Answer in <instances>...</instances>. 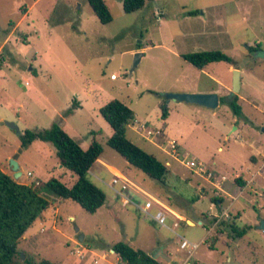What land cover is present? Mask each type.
I'll return each instance as SVG.
<instances>
[{
  "label": "rangeland",
  "instance_id": "obj_1",
  "mask_svg": "<svg viewBox=\"0 0 264 264\" xmlns=\"http://www.w3.org/2000/svg\"><path fill=\"white\" fill-rule=\"evenodd\" d=\"M104 3L112 16L105 25L87 0H0V170L13 178L9 162L14 160L21 172L18 183L40 188L56 178L70 187L77 176L60 166L53 144L20 145L25 130L58 124L82 149L93 139L100 143V161L120 169L127 180L156 198L153 217L167 215L162 202L178 207L194 226L177 221L173 233L158 222L161 216L149 220L130 205L122 206L101 182L112 180L109 172L95 162L88 178L104 192V205L88 214L75 202L64 201L56 216L50 210L42 225L35 222L28 230L34 239L22 241L19 248L56 264L75 263L77 243L98 259L108 254L97 264H116L109 249L117 242L151 254L165 244L185 256L192 248L182 247L181 238L204 242L202 217L210 218L212 225L210 216L222 210L211 208V199L221 196L224 207L231 204L233 215L222 221L233 222L240 214L236 225L245 233L232 239L229 229L218 234L215 227L212 245L219 237L228 245L219 241L209 251L202 242L193 251L194 259L200 255L209 264H264V229L259 228L264 222V0H147L130 14L124 13L122 0ZM137 45L141 48L135 52ZM202 51H220L242 69L241 90L232 95L238 98L241 118L226 102L214 113L196 105L166 103V94L207 91L216 87L215 79L231 88L234 70L229 64L211 63L201 71L180 57ZM136 53L142 57L132 70ZM111 74L116 81L110 80ZM111 101L133 111L126 138L166 166L162 182L128 166L108 147L112 130L99 109ZM162 103L169 110L165 121ZM137 123H144L150 136L140 132ZM171 140L177 144L176 154L168 147ZM190 161L215 171L217 181L210 179L215 184L189 169L185 164ZM236 179L245 182L243 187ZM139 197L132 196L146 199ZM162 222L172 227L167 219ZM92 257L89 253L76 258L84 260L80 264H92Z\"/></svg>",
  "mask_w": 264,
  "mask_h": 264
},
{
  "label": "trees",
  "instance_id": "obj_2",
  "mask_svg": "<svg viewBox=\"0 0 264 264\" xmlns=\"http://www.w3.org/2000/svg\"><path fill=\"white\" fill-rule=\"evenodd\" d=\"M146 1L122 0V9L126 14L133 13L142 9ZM87 2L101 24L112 21L104 0ZM140 48L141 45H137V49ZM247 48L250 52L256 51L252 47ZM180 57L198 70H203L211 63L225 62L233 65V60L220 51L187 53ZM1 60L0 57V67ZM224 102L232 108L235 117L241 118L242 112L237 97L221 98L220 103ZM160 108L161 120L165 121L169 114L168 107L162 103ZM99 113L112 130L107 141L108 147L120 155L128 166L141 171L150 179L162 182L167 173L166 166L126 138V128L134 121L133 111L119 101H111L101 107ZM163 127H166L164 123ZM19 139L21 148L28 147L34 141L53 144L60 166L74 173L77 179L68 187L60 180L50 178L40 188H35L16 182L0 170V264H56L21 250L20 241L45 210L50 207L58 208L66 200L75 202L88 214L96 213L104 205V192L88 178V171L100 158L103 147L93 139L86 149H82L58 124L40 131L25 130ZM235 182L241 187L245 183L239 179ZM218 201L221 200L217 197L211 199L215 204L219 203ZM226 229H229L232 239H239L245 233L229 221H222L216 232L222 234ZM214 239L215 237L211 240ZM110 249L124 264H158L141 250H135L123 242L114 243Z\"/></svg>",
  "mask_w": 264,
  "mask_h": 264
},
{
  "label": "crops",
  "instance_id": "obj_3",
  "mask_svg": "<svg viewBox=\"0 0 264 264\" xmlns=\"http://www.w3.org/2000/svg\"><path fill=\"white\" fill-rule=\"evenodd\" d=\"M251 45V44H250ZM26 46H28V45H26ZM24 48H25V52L27 53V48L25 47V45L23 46ZM140 49H137L135 52H137V51H139ZM225 63V62H224ZM228 64V63H227ZM210 64H208L204 69H206L208 66H209ZM230 65V64H229ZM231 66V70H238L239 71V74L241 75V70L242 69H240L239 67H235L234 65H230ZM203 69V70H204ZM202 71V70H201ZM111 75H113V74H111ZM117 80V78L115 79V80H111V81H116ZM214 83H215V85H216V87L214 88H210V89H208L207 91L206 90H204V91H195V92H190V93H195V94H210V93H215V94H217V96H218V100H219V102H218V106H217V108L219 107V105L221 104L220 103V99L221 98H232V97H234V96H232L233 95V93H232V86H231V88L229 89V88H225L224 86H222L221 84H220V82H218L216 79L214 80ZM241 86H242V82H241V76H240V88H239V91L238 92H240V90H241ZM186 93H188V92H186ZM167 104H169V103H167ZM200 107V106H199ZM200 108H203V109H206V108H204V107H200ZM217 108L216 109H214V110H212L213 111V113H214V111L215 110H217ZM209 110V109H208ZM132 123H134V122H132ZM131 123V124H132ZM130 124V125H131ZM142 124H144V123H137L136 124V127H137V129L140 131V132H146V135H148V136H150L149 134H148V131H150L151 132V130H148V128L146 127V128H143L142 126ZM142 125V126H141ZM167 126V125H166ZM141 129H143V130H141ZM137 130V131H138ZM234 130H236V129H234ZM172 141V140H171ZM174 141V140H173ZM255 158V157H254ZM256 160V162H257V159H255ZM97 163H99V162H101V164H102V166L109 172V174H110V177H111V179H113L115 176H121L122 178H124L126 181H128V186L130 187V191H129V193H130V197H132V196H134V198L136 197V198H139V199H141L140 197H139V195H141V196H143V197H145L144 195H142V193H145L146 195H148V196H150L152 199H154V200H156V198H154V197H152L150 194H147L144 190H142L140 187H138L135 183H133V182H131V181H129V180H127V177L125 176V174H123L122 173V171L120 170V169H115L113 166H110V165H107V164H105V163H103L102 161H100V159H98L97 161H96ZM256 162H253V163H255L256 164ZM128 165V164H127ZM116 173V174H115ZM113 174V175H112ZM101 181V180H100ZM137 189V190H140V191H142V193L140 194L135 188ZM110 191V190H109ZM113 194V193H112ZM114 195V194H113ZM114 198L119 202V203H121V205L122 206H126V205H130L131 207H133L131 204H129V203H127L126 201H125V199H123V198H119V197H116L115 195H114ZM146 199H142V200H138L139 202H144V201H148V198L147 197H145ZM217 198H219L221 201H218L219 203H217V204H215V203H211V204H214V207L213 208H215L216 209V211H219V210H223V209H228V213H229V215H230V219L233 217V215L231 216V213L229 212L230 211V207H231V204L230 205H228L227 207H224V197H221V196H217ZM157 201V200H156ZM159 202V201H158ZM160 203V202H159ZM160 205H161V207H162V209L161 210H164L166 213H167V215L165 216V215H158V216H161L163 219H167L169 222H171L172 223V227H170V226H166V225H164V226H162L163 228H165L166 230H168V231H171V232H173V233H175L174 231H173V229L174 228H178L179 226H178V223H177V221H181L182 223H184V224H186L187 226H194V222L192 221V220H190V219H188V218H186V217H184L181 213H179V209H178V207H176V206H167V205H165L164 203H160ZM61 207V206H60ZM60 207H58V208H52V207H50V208H48L47 210H45L43 213H42V216L39 218V219H37L36 221H39V223H41V225L46 221V219H47V212H49L50 210H52L53 211V214H55V216L59 213V210H60ZM134 208V207H133ZM135 209V208H134ZM153 209L154 210H156V208L155 207H153ZM136 210V209H135ZM137 212H139L138 210H136ZM160 212V211H159ZM221 212V211H220ZM140 213V212H139ZM141 214V213H140ZM146 217V216H145ZM146 218H148L149 220H153L152 218H149V217H146ZM240 218V214H236V220H238ZM209 219L210 218H207L206 216H203L202 217V220H203V222L206 224V234H207V236L205 237V240H204V242H203V240L200 242V243H195V244H193V243H190V242H188L187 240H185L184 238H181V240L183 241V244H182V247H184V246H190L191 248H192V251L191 252H189L188 254H186L185 256L184 255H182V254H180V255H178V251H177V249H172V247L171 246H169V247H166L165 246V244L164 245H161L160 246V251L159 252H156V251H154L152 254L151 253H147V252H145V251H143V250H141V249H139V248H137V247H135V246H133V245H129L131 248H133V249H135V250H141L142 252H144L145 254H147L148 256H150L153 260H155L158 264H164V263H162V261H164L165 262V264H209L205 259H202L201 258V256L199 255V257H197V259H194V255L196 254V252H193V251H197V249L200 247V245H201V243L203 242L204 244H205V246H206V249H208L209 251H210V249H214L215 248V245H216V243L217 242H221L222 244H224V245H228V243L227 244H225V242L219 237L218 238V240L217 241H215V244L214 245H212V242H210V239H212V238H214L215 236H210V235H212V233L213 232H215V229H213V228H211V226H209ZM69 220H72V217H69ZM236 220L235 221H233V224L234 225H236ZM35 221V222H36ZM35 222H34V224H35ZM54 223V222H53ZM231 223H232V221H231ZM33 224V225H34ZM55 224V223H54ZM199 225L201 224L200 223V220H199V223H198ZM32 225V226H33ZM204 225V224H203ZM205 226V225H204ZM237 226V225H236ZM32 228V227H31ZM30 228V229H31ZM238 228V227H237ZM29 229V230H30ZM213 229V230H212ZM239 230V229H238ZM44 230L43 229H40V233L41 232H43ZM239 231H241V229L239 230ZM217 236V235H216ZM243 237V236H242ZM241 237V238H242ZM34 239V235L33 234H31V232H26L25 234H24V236H23V238L21 239V241H20V243L22 242V241H32ZM83 241V240H82ZM237 241V240H236ZM235 241V242H236ZM79 243H81L80 241H79ZM202 243V244H203ZM211 243V244H210ZM78 244V243H77ZM76 244V245H77ZM76 245H75V247H76ZM113 245V244H112ZM128 245V244H127ZM196 246L195 248H193V246ZM87 249V248H86ZM88 250V249H87ZM88 252L90 253V255L91 256H93L92 257V264H97L98 263V261H100V260H106L107 259V257H108V254H105V255H103V256H101V257H99V259L97 258V255L96 254H94L92 251H90V249L88 250ZM29 253H33L32 251L31 252H29ZM89 253H87V255L89 254ZM109 254H114V255H116L114 252H112V250L111 249H109ZM194 254V255H193ZM74 256V255H73ZM174 257H176V258H174ZM85 258V257H84ZM83 258V259H84ZM74 259L76 260V264H77V262L80 264V263H82L83 261H80L79 259H77L76 258V256L74 257ZM176 260V261H175ZM226 260H230L229 258H227ZM94 261H96V263H94ZM115 262H116V264H124L121 260H120V258L116 255V259H115ZM75 263H73V264H75Z\"/></svg>",
  "mask_w": 264,
  "mask_h": 264
},
{
  "label": "built area",
  "instance_id": "obj_4",
  "mask_svg": "<svg viewBox=\"0 0 264 264\" xmlns=\"http://www.w3.org/2000/svg\"><path fill=\"white\" fill-rule=\"evenodd\" d=\"M115 75L110 76V80H115ZM150 135V133H148ZM168 147L170 148L171 152L173 154L177 153V144L175 141H169ZM189 169H193V171L200 176L204 177L205 179L209 180L214 179V181H217V174L212 169H205L202 164L195 163L194 161L186 162L185 164ZM224 180V177L221 178ZM116 197L123 198L125 201L129 204H131L136 210H138L142 215L158 220L159 216L153 217L151 215V211L153 210V203L157 202L154 199H152L150 196L143 194L145 197L148 198V201L139 202L137 200H134L132 197H130V187L128 186V181H126L121 176H115L109 183H104L101 181ZM211 184H215L210 181ZM211 208L214 207V204H210ZM212 225L211 228H217V226L222 222V220H226L230 218V215L228 213V209H223L222 212H218L215 216H210ZM163 218L162 220H159L158 222L164 226L163 224ZM212 229V230H213ZM77 248L73 249V255L76 256L79 259H83L88 252L86 248L83 247V249H79L80 244L76 245ZM196 246L194 245L193 248ZM96 263V261H94Z\"/></svg>",
  "mask_w": 264,
  "mask_h": 264
},
{
  "label": "water",
  "instance_id": "obj_5",
  "mask_svg": "<svg viewBox=\"0 0 264 264\" xmlns=\"http://www.w3.org/2000/svg\"><path fill=\"white\" fill-rule=\"evenodd\" d=\"M142 57L141 53H136L134 55V61L132 70L136 68L139 63L140 58ZM240 88V74L238 70L233 71V83H232V93L237 94ZM166 103L177 102V103H185L189 105H196L200 107H204L209 110H214L218 106V96L215 93L210 94H189V93H179V94H166L165 95ZM9 128L15 129L16 127L9 122L5 123ZM264 132V130H263ZM10 169L13 172V179L17 180L21 176V172L18 164L14 160H10ZM260 229H264V222H260ZM83 237H79V241L82 242ZM113 252V251H112ZM24 258V257H22Z\"/></svg>",
  "mask_w": 264,
  "mask_h": 264
}]
</instances>
